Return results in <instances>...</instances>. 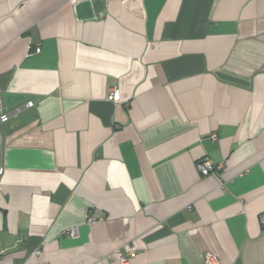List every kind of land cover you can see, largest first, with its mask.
Here are the masks:
<instances>
[{
    "label": "crops",
    "instance_id": "1",
    "mask_svg": "<svg viewBox=\"0 0 264 264\" xmlns=\"http://www.w3.org/2000/svg\"><path fill=\"white\" fill-rule=\"evenodd\" d=\"M0 104V264H264V0H0Z\"/></svg>",
    "mask_w": 264,
    "mask_h": 264
},
{
    "label": "built area",
    "instance_id": "2",
    "mask_svg": "<svg viewBox=\"0 0 264 264\" xmlns=\"http://www.w3.org/2000/svg\"><path fill=\"white\" fill-rule=\"evenodd\" d=\"M38 51V50H37ZM109 100H117L116 94L115 93H110L108 96ZM32 104L28 103L26 106L30 107ZM9 115L8 114H4L2 113V108H1V104H0V122H5L8 119ZM198 171L200 172V174L207 176L209 175L214 167L212 166V164L209 161H202L200 164L197 165ZM3 174V169H0V177ZM262 223L264 224V220L262 219ZM70 235L71 236H75V230L72 229L70 230ZM35 255L39 254L38 251L34 252ZM115 256L118 258V260L120 261L121 264H128V260L125 259L121 253L116 252ZM1 257H2V252L0 251V261H1ZM205 264H217V260L214 256L211 255H207L205 256Z\"/></svg>",
    "mask_w": 264,
    "mask_h": 264
},
{
    "label": "water",
    "instance_id": "3",
    "mask_svg": "<svg viewBox=\"0 0 264 264\" xmlns=\"http://www.w3.org/2000/svg\"><path fill=\"white\" fill-rule=\"evenodd\" d=\"M99 5H100V2L98 1V2H97V6L100 7ZM101 7H102V6H101Z\"/></svg>",
    "mask_w": 264,
    "mask_h": 264
}]
</instances>
